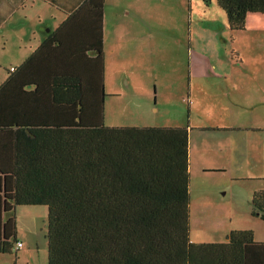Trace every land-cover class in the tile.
Instances as JSON below:
<instances>
[{
  "label": "trees",
  "instance_id": "trees-1",
  "mask_svg": "<svg viewBox=\"0 0 264 264\" xmlns=\"http://www.w3.org/2000/svg\"><path fill=\"white\" fill-rule=\"evenodd\" d=\"M46 1L67 18L0 84V254L23 246L16 209L41 205L47 264H264L251 230L192 241L188 126L105 123V0ZM217 2L234 32L264 14ZM252 203L264 219V191Z\"/></svg>",
  "mask_w": 264,
  "mask_h": 264
},
{
  "label": "rangeland",
  "instance_id": "rangeland-1",
  "mask_svg": "<svg viewBox=\"0 0 264 264\" xmlns=\"http://www.w3.org/2000/svg\"><path fill=\"white\" fill-rule=\"evenodd\" d=\"M225 15L217 0H105V123L189 125L188 64L198 57L199 47H216L214 55L227 50L236 61L235 49L252 39L260 23L253 16L262 19L260 26L264 28V15L249 14L246 30L234 32ZM210 17L213 19L208 22ZM65 18L63 10L45 0H26L24 7L5 21L0 29V84L7 78L6 69L21 62L19 52L25 46L34 48L43 39L44 24L56 28ZM188 43L194 51L192 57ZM190 175L193 242H227L230 232L238 230H251L255 240H264V219L253 214V195L247 192L250 185L254 188L264 180L238 181L215 172ZM18 209L20 236L30 235L26 227L35 225L31 234L34 243H28L29 256H36L33 250L40 245L41 254L33 264H41L47 255L48 208L34 205Z\"/></svg>",
  "mask_w": 264,
  "mask_h": 264
},
{
  "label": "crops",
  "instance_id": "crops-1",
  "mask_svg": "<svg viewBox=\"0 0 264 264\" xmlns=\"http://www.w3.org/2000/svg\"><path fill=\"white\" fill-rule=\"evenodd\" d=\"M20 2L25 5L26 0H0L1 6L6 7ZM65 14L67 18L68 15L66 12ZM253 18L262 22L259 17L253 16ZM211 19L213 17H210L208 22ZM260 23L252 32V39L246 40L235 49L236 61L230 58L227 50L214 55L216 47L207 46L203 50L200 46L198 57L195 55L193 63L188 64L189 100L187 101H189L190 124L187 126L190 174L200 176L202 173L208 175L215 172L224 178L227 176L238 181L264 180V28ZM52 25L49 28L44 24V37L37 46L34 48L25 46L24 50L19 52L21 62L17 65L28 58L33 50L57 28V26L53 28ZM211 34L215 35L212 31ZM191 43H188L187 49L192 57L194 51ZM182 44V48L185 49L186 42L182 41ZM19 49L21 50V45ZM194 136L196 138H193ZM256 191H264L262 182H258L254 188L250 185L247 190L250 197ZM18 210L17 208L15 212L17 217H19ZM24 212L30 211L24 210ZM34 226L27 225L26 231L30 233L27 237L18 233L17 242H22L23 246L13 254H0V264L34 263L35 258L41 254L40 245L37 244V249L33 248L36 256L33 258L29 256L31 248L28 247V243H34V238L31 236ZM258 241L264 242V240ZM26 244L27 248H25ZM46 263L47 255L41 264Z\"/></svg>",
  "mask_w": 264,
  "mask_h": 264
}]
</instances>
